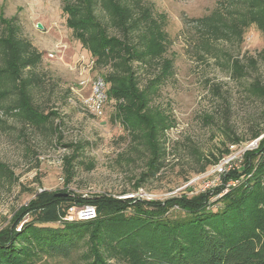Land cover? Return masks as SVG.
I'll use <instances>...</instances> for the list:
<instances>
[{
    "label": "rangeland",
    "instance_id": "rangeland-1",
    "mask_svg": "<svg viewBox=\"0 0 264 264\" xmlns=\"http://www.w3.org/2000/svg\"><path fill=\"white\" fill-rule=\"evenodd\" d=\"M65 1L0 0V14L16 17L21 36L43 52L35 69L41 81L33 90L34 101L45 111L59 113L62 143H84L67 182L64 158L71 149L13 117L0 123V164L6 172L0 176V231L42 190L57 191V196L71 191L84 197L110 194L164 201L221 186L215 200L238 186L241 176L230 175L227 180L225 176L242 169L247 150H258L264 139V95L251 91L255 81L264 86V61L259 57L264 34L251 25L242 42L207 39L198 20L210 15L218 0H145L166 33V52L160 59L171 60L172 66L171 73L154 86L149 82L162 65L138 63L137 76L140 89L148 90V111L159 113L171 126L162 135L163 168L141 181L150 152L133 137L135 131L114 118L116 100L105 98L99 109L94 108V83L106 69L96 68L73 36L63 10ZM249 57L257 60L255 67L249 65ZM234 59L248 64L243 77L234 76ZM256 159L258 155L251 162ZM261 187L264 194V180ZM25 217L23 222L30 220V215ZM86 251L82 248L67 259L44 257L37 264H82Z\"/></svg>",
    "mask_w": 264,
    "mask_h": 264
},
{
    "label": "trees",
    "instance_id": "trees-1",
    "mask_svg": "<svg viewBox=\"0 0 264 264\" xmlns=\"http://www.w3.org/2000/svg\"><path fill=\"white\" fill-rule=\"evenodd\" d=\"M63 10L73 36L96 68L106 69L100 78L106 84V98L116 100L114 118L135 131L133 137L140 138L150 152L141 181L155 177L164 166L162 135L171 125L159 113L148 111V90L140 89L136 66L162 65L149 82L154 86L171 73L172 62L160 59L166 52V33L153 6L145 0H66ZM198 21L207 39L242 42L251 25L264 34V0H218L217 8ZM0 25V123L13 117L71 149L64 158L69 182L84 143H62L59 113L45 111L34 101L33 90L41 81L35 69L43 61V52L21 36L16 17L0 14ZM259 57L264 61V48ZM247 59L250 66L257 65L254 57ZM247 66L234 59V76L243 77ZM251 91L264 95V86L255 81ZM260 144L256 151L247 150L242 169L224 178L241 176L240 184L215 200L221 186L164 201L37 191L10 226L0 231V264H37L44 257L67 259L82 248L87 249L82 264H108L106 259L130 264H264V139ZM5 175L0 164V176ZM74 204L94 205L96 217L61 220ZM175 206L173 213L170 208ZM27 215L30 220L23 222Z\"/></svg>",
    "mask_w": 264,
    "mask_h": 264
},
{
    "label": "built area",
    "instance_id": "built-area-1",
    "mask_svg": "<svg viewBox=\"0 0 264 264\" xmlns=\"http://www.w3.org/2000/svg\"><path fill=\"white\" fill-rule=\"evenodd\" d=\"M94 92H95V98L93 101V105L95 109H99L101 106V103L105 100L106 94V84L102 78H99L94 83ZM220 170V169H219ZM221 171L223 169L221 168ZM97 215L96 207L94 205H71L69 206L66 214H65V220L67 221H73V220H84V219H90L94 218Z\"/></svg>",
    "mask_w": 264,
    "mask_h": 264
}]
</instances>
